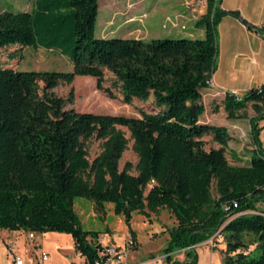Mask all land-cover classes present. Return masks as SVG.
<instances>
[{
  "label": "trees",
  "instance_id": "obj_1",
  "mask_svg": "<svg viewBox=\"0 0 264 264\" xmlns=\"http://www.w3.org/2000/svg\"><path fill=\"white\" fill-rule=\"evenodd\" d=\"M220 1L207 0L195 21L201 38L95 37L99 0H33L29 11L0 10V48L57 50L71 64L70 71L0 65V230L70 234L75 250L91 263L103 246L95 241L99 232L80 225L74 200L82 197L100 211L111 203L127 224L134 213L149 219L166 209L176 222L166 229V264H195V246L217 232L226 244L223 264H264V141L258 125L264 84L243 95L226 91L220 104L228 119L241 118L248 103L255 111L246 164L228 161L225 126L199 122L201 89L216 70L222 17H235L264 40V26L248 23L238 10L221 9ZM104 70L114 76L124 103L152 98L154 110L139 116L80 112L67 109L52 91L90 76L115 98L103 86ZM204 136L218 147L207 150ZM91 137L100 140V150L90 160ZM128 140L137 162L120 170ZM246 237L255 244L251 250ZM180 251L183 260L174 258Z\"/></svg>",
  "mask_w": 264,
  "mask_h": 264
},
{
  "label": "rangeland",
  "instance_id": "obj_2",
  "mask_svg": "<svg viewBox=\"0 0 264 264\" xmlns=\"http://www.w3.org/2000/svg\"><path fill=\"white\" fill-rule=\"evenodd\" d=\"M150 1L151 0H144V2L141 0H99V10L94 31L95 37L129 38L130 36L145 34L144 32L131 29L132 22H127V15L130 9H134L135 7L138 8L137 6L141 7L142 3L145 7L144 10L149 12V6L151 5ZM32 6L33 0H0V10L29 11ZM220 8L223 10H238L248 23L264 21V0H221ZM243 13L247 15L248 19ZM182 14H184L183 10L176 16L177 19L181 17ZM105 17H108L107 27L103 24V19ZM168 18L172 22L175 21L174 17L169 15H166L164 19H157L154 28L157 37H189V33H193L191 38L203 37V35H200L199 30L188 29V27L191 26L190 24L195 20H187V29L177 33V30H170L172 23ZM186 19L187 18H182L181 23H184ZM175 22L177 23V21ZM216 29L218 52L215 73L216 76L226 81V88H228L229 91H231L232 88H236L239 94L243 95L251 88H256L258 84H264V72L261 71L264 70V42L261 38L255 34H247L235 18L230 15L223 16ZM234 42L238 43L240 49L234 48ZM248 47H251V50H249ZM236 50H239L237 52L241 53L234 55ZM12 52H17V56L11 58L9 54ZM252 58H255V63L252 62ZM0 65L17 70H71V64L68 58L60 54L57 50L44 48L35 49L30 46L19 45H10L0 48ZM114 80L115 78L112 73L104 70L103 86L110 87L115 98H109L105 92L98 90L95 78L90 76H76L70 84L61 83L52 91L56 96L65 99V107L67 109L73 108L80 112L139 116L141 110L147 112L154 110L152 98L147 100L134 98L130 104L124 103L122 101L121 90L118 85L114 83ZM40 87H42V83H40ZM206 88H215L220 91L224 89L222 87L217 88L214 85ZM70 92H72L71 101L68 100ZM218 101V98L213 101L209 96V99L206 101L207 112L202 114L204 115L202 119L207 120L206 116L208 115L210 116L211 125L226 127L232 135L229 140L230 144L228 149L225 151L228 161L231 164H246L251 156L253 147L250 126L247 119L250 116H254L255 111L251 103H248L246 108L241 111L242 117L238 118L240 119L239 121H236V119H228L223 107H221L219 111L214 112L220 105L217 103ZM233 123L235 126H232ZM236 125H240L241 128ZM258 125L262 127L259 133V139L263 141L264 118L258 122ZM121 129L124 131L125 136L129 138L127 129L124 127H121ZM203 140L205 141V148L207 150L218 146L212 140L211 136H204ZM99 144L100 140L95 137H91L87 140L86 148L90 160L99 152ZM131 145L132 141L128 140L127 148L119 161L120 170L124 168L126 162H131L132 166L137 162V157L133 153ZM232 151L236 153L235 156L232 155ZM131 173L135 174V171L132 169ZM261 209L264 212V205H261ZM74 210L78 215L81 227L84 230L99 232L95 241H100L103 245L110 244L124 247L126 242L133 238L130 235V229L134 230L137 235L139 246L133 253L142 256L149 251H157L165 245V241L162 238H153L150 232L160 233L163 229H169L176 224L174 218L166 209L160 210L156 215L151 213L150 215L153 219L150 222L145 216L134 213L130 223L127 224L121 215H115L113 213L111 203H106L104 210L100 211L94 206L91 200L82 197L75 198ZM46 233H48L47 236L42 238L40 233L34 232L35 237L30 240L31 242L27 239V247H30L31 244H40L41 248L49 253V259L45 264H71V258H77L78 253L72 248L71 236L60 232ZM20 234L26 237L28 232L23 230ZM11 236H14V234ZM215 237L219 238L218 234L212 237L214 243ZM101 239H103V241H101ZM3 240L4 239L0 236V242ZM132 240L137 246L135 242L136 238ZM245 241L248 244V250H251L255 245L254 242H252L250 237H246ZM207 242H209V240ZM158 252L160 253L161 251L159 250ZM4 260L5 248L0 247V262Z\"/></svg>",
  "mask_w": 264,
  "mask_h": 264
},
{
  "label": "crops",
  "instance_id": "obj_3",
  "mask_svg": "<svg viewBox=\"0 0 264 264\" xmlns=\"http://www.w3.org/2000/svg\"><path fill=\"white\" fill-rule=\"evenodd\" d=\"M141 1L144 2V0H141ZM150 2H151V5L149 6V12L144 10L145 7H144L143 3L141 5V7L137 6L138 8L135 7L134 9H130L128 11L127 22H132L131 23V26H132L131 29H135V30H138L140 32H144L145 33V34H139V35H135V36H130L131 38L144 39V40H149L151 38H159V37H157V34L154 31V28L156 26V21H157V19L159 20L160 18L164 19V17L166 15L173 16L174 19H176V21L178 23L182 22V18L179 17L177 19L176 16L180 13L181 10H183V12H185L184 11V4H185L186 0L185 1L184 0H154V1L151 0ZM219 6L221 7V1H220ZM98 10H99V8H98ZM203 14H205V13H202V15ZM243 15L247 18L246 14L243 13ZM143 16H144V18H143ZM225 16H229V15H225ZM107 20H108V17L107 18L105 17L103 19V21H104L103 24L106 27L108 25V21ZM235 20L240 24L242 29L247 34H255L256 36L260 37L261 40L264 42L263 38L257 32H255L254 30H249L238 19L235 18ZM192 23L190 24L191 26H189L188 29H195V30L197 29V30L200 31V35H203L204 34L203 29L197 28L195 26V21L192 22ZM249 23L254 25V26H258V27L264 26V21H262V22L260 21L258 23L257 22H255V23L249 22ZM170 28H171L170 30H177V33L181 32V30L179 28H177V27H173L172 26ZM192 34L193 33H189V37H192ZM149 37H151V38H149ZM233 46H234L235 49H240L238 47V43L237 42H234ZM248 49L251 50V47H248ZM237 51H239V50H236V53L234 55H237V53H241V52H237ZM252 62L253 63L256 62L255 58H252ZM261 71L264 72V70H261ZM214 73L212 75V80H213L214 86H216L217 88L218 87L219 88L222 87L224 89L222 91H220L218 89H215V88H212V89L203 88V89H201L202 102H203L204 108H205L204 112H207L206 101L209 99V96H210L211 100H213V101L218 98L219 101L217 103L221 104L222 100L224 98L225 92L229 91L228 88H226L227 87L226 84H225L226 81L224 79L216 76V73L214 75ZM260 85H262V84H258V86H260ZM231 92L236 93L238 95H241V94H239L238 89H236V88H232ZM221 107H223V106L220 105L219 108H218V111L221 109ZM203 116L204 115L200 116L199 122L209 123L210 124L211 123L210 116H208V115L206 116L207 120L202 119ZM249 118L247 119L248 122H249ZM239 120L240 119H236V121H239ZM232 126H235L234 123L232 124ZM236 126L240 127V125H236ZM228 133H229V131H228ZM230 136L232 137L231 134H230ZM229 144L230 143L228 141V146H229ZM227 149H228V147H227ZM252 149H253V147H252ZM232 155L235 156L236 153L234 151H232ZM152 219H153V217H150L148 219L149 222ZM21 231H23V230H15V231L6 230V229L0 230V236L2 237V239H4L2 242H0V247L5 248V260L3 262H0V264H4L12 256V253H11V251L9 249V246H8L9 244L13 245L14 254L17 255V256H21V257L25 258L27 263H30L31 261L35 260L37 255H38V253H39V251H41V250L45 251L44 249L41 248L40 244H31L30 247H27V245H26L27 239L29 241L31 239H29L28 234H27L26 237H24L22 234H20ZM131 231H133V238L132 239L136 238L135 242H136L137 246L134 243L133 247L130 248L128 256H127V259H126V264H166L164 262V256L162 254V249L166 246L167 241H168V233H167L166 229H163L160 233L150 232V234H151V236L153 238H156V237L162 238L165 241V245L161 249H158L157 251H149V252H147V254H145L144 256L135 255L133 253L135 251V249L138 248L139 242L137 240L136 232L134 230L130 229V235H131ZM12 234H14V236H11ZM47 234L48 233H40V236L42 238H44V237L47 236ZM68 235H70V234H68ZM218 236H219V238L218 237L214 238L215 243L212 241L213 242L212 245H211V243L208 244V243L202 242V243H199V244H197L195 246V250H196V254H197V262L195 264H223V252L226 250V244H225V241L223 239V236L221 234H218ZM65 238H68V237H65ZM101 241H103V239H101ZM72 244H73L72 248L75 250L73 240H72ZM108 245H110V244H108ZM116 247H118V246H116ZM159 250L161 251L160 253L158 252ZM151 252H154V253H151ZM174 258L177 259V260H183L184 259V253L182 251L175 252ZM70 263L71 264H83V263H85V258L83 256H81L79 253H77V258L76 257L71 258Z\"/></svg>",
  "mask_w": 264,
  "mask_h": 264
},
{
  "label": "built area",
  "instance_id": "obj_4",
  "mask_svg": "<svg viewBox=\"0 0 264 264\" xmlns=\"http://www.w3.org/2000/svg\"><path fill=\"white\" fill-rule=\"evenodd\" d=\"M185 12L182 14L181 18H187L184 23H176V19L174 22L168 20L172 23L173 27H177L180 30H185L187 29L186 22L192 21V20H198L202 13H205L207 9V0H189L186 1L185 4ZM206 85L207 87H211L214 85L212 77L206 80ZM234 206L236 204L234 203ZM225 209H228V206L225 207ZM215 234H219L218 232ZM214 234V235H215ZM213 235V236H214ZM212 236V237H213ZM29 239H33L35 237L34 233H28ZM212 237L209 238L208 240L204 241V243H212ZM134 245V241L129 239L124 247H116L113 245H103L102 244V249L99 250L98 256L94 258V260L89 263L85 261L83 264H126V259L129 253L130 248H132ZM9 249L12 253L11 258L5 262L4 264H45L46 261L49 259V254L46 251H39L37 257L35 260L31 261L30 263H27L25 258L21 256H17L13 252V245L9 244Z\"/></svg>",
  "mask_w": 264,
  "mask_h": 264
}]
</instances>
